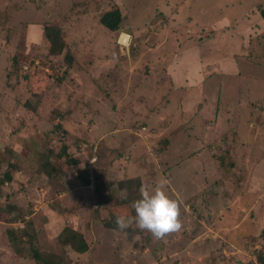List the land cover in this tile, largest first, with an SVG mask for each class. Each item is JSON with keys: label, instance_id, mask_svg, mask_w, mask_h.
<instances>
[{"label": "rangeland", "instance_id": "obj_1", "mask_svg": "<svg viewBox=\"0 0 264 264\" xmlns=\"http://www.w3.org/2000/svg\"><path fill=\"white\" fill-rule=\"evenodd\" d=\"M252 2L264 0H0V173L15 163L0 177V264H42L33 246L59 264H262L264 19L243 16ZM114 5L122 33L99 21ZM137 177L170 181L180 231L107 225L135 217L142 184L123 203L119 182ZM65 227L88 249L63 243Z\"/></svg>", "mask_w": 264, "mask_h": 264}, {"label": "trees", "instance_id": "obj_2", "mask_svg": "<svg viewBox=\"0 0 264 264\" xmlns=\"http://www.w3.org/2000/svg\"><path fill=\"white\" fill-rule=\"evenodd\" d=\"M81 5V3H80ZM259 10L261 15L264 19V2L260 3ZM163 15V14H161ZM100 23L103 24L105 27H107L109 30L114 32H124L123 30V23H124V15L122 13V10L119 6L114 5L111 8L107 9L106 11L102 12L99 19ZM129 32V31H128ZM128 34V33H127ZM44 36L49 44V50L53 54H60L63 52L64 48L66 47V42L62 35V30L60 28V25L57 23H50L44 26ZM119 42L115 43V47H119ZM67 58L70 59L69 63L73 62V56L67 55ZM59 155L57 157H64L68 164L75 165L78 164L79 160L71 156L65 147L62 148L61 153H58ZM10 167H15L14 162H9L7 170L1 174L0 177L2 178V181H12L13 174L12 172L14 169H10ZM87 171V169H86ZM99 179V175L96 176V180ZM85 181L90 182L88 180L87 175L85 176ZM142 184L141 178H132V179H124L119 182L120 188H126L129 192V195H127V199L121 197V202L123 203H131L133 193L137 190V188ZM99 190V189H98ZM135 196V195H134ZM136 197V196H135ZM138 198V197H137ZM108 226L116 228L115 219L113 221H107L106 222ZM32 223L31 221H26V225L21 228L20 233L23 236H28V239L30 242H32V238L34 237V234L31 230ZM67 237H70L67 239ZM60 239L65 244H70L73 249L76 251L82 253L83 251L88 249V243L85 240V237L83 233L74 230L70 227H65L61 234ZM34 248V254H36V259L42 262V264H59L57 260L52 259H45L44 257L39 256V249L35 246ZM260 260L262 264H264V252L260 253Z\"/></svg>", "mask_w": 264, "mask_h": 264}, {"label": "clouds", "instance_id": "obj_3", "mask_svg": "<svg viewBox=\"0 0 264 264\" xmlns=\"http://www.w3.org/2000/svg\"><path fill=\"white\" fill-rule=\"evenodd\" d=\"M170 184L167 178L159 179L156 184L149 186L142 184L139 188L140 198L133 202L135 217L117 216L116 228L125 231L135 226L141 231H148L157 240L181 230L183 224L180 219V205L178 196L173 198L166 188ZM127 199V194L122 193Z\"/></svg>", "mask_w": 264, "mask_h": 264}, {"label": "crops", "instance_id": "obj_4", "mask_svg": "<svg viewBox=\"0 0 264 264\" xmlns=\"http://www.w3.org/2000/svg\"><path fill=\"white\" fill-rule=\"evenodd\" d=\"M255 3H253L252 2V4H251V6L248 8V12H245L244 13V15L243 16H247V18H251L253 15H261V13H260V10L258 9L259 8V3H258V5H256L255 7ZM173 10H175V9H173ZM178 13H179V15H180V12L178 11ZM175 15H176V12L174 13ZM173 14V15H174ZM256 19V18H255ZM168 21V20H167ZM236 21H237V19H236ZM236 21H235V24H236ZM262 22H264V20H262ZM225 24H227V25H225L222 29H227V27L229 26V27H231L232 28V30H234V28H237V27H235L234 25H232V24H230V23H228V22H226ZM237 26V25H236ZM235 31V30H234ZM254 30L252 29V32H253ZM252 32H250V33H252ZM250 35V34H249ZM209 38V37H208ZM216 37H214V39H215ZM219 38V37H218ZM235 38V37H234ZM27 40H33L32 39V37H29V36H27ZM223 40H226V41H228L229 43H232L229 47L230 48H232V47H234L235 45H237L238 43H240V42H242L243 40V42L241 43V45L242 44H245L246 46L247 45H251V43L249 42L250 41V38H248L247 37V40L246 39H244L243 37H242V39L241 40H239V41H236V42H234V39L232 38V36L231 37H225V39H223ZM29 42V41H28ZM31 42V41H30ZM200 42V41H199ZM229 48V49H230ZM241 48V47H240ZM248 48V47H247ZM229 49L227 50V51H225V52H221V53H217V56L218 55H225L226 53H228V52H230L229 51ZM250 50V49H249ZM230 55H231V53H229V55L227 56V58H229L230 57ZM223 60H225V59H223ZM233 60H235V62H237L236 63V66H237V70H238V68H239V70H240V65H239V63H238V61H237V59H234L233 58ZM201 60H200V56L198 57V64H197V67H196V70H198V69H203L205 66H207V65H205L204 63L205 62H200ZM207 64H209V63H207ZM219 64V63H218ZM238 64V65H237ZM221 66H223L222 64L219 66L220 68H222ZM228 68H231V67H229L228 66ZM223 69V68H222ZM223 72H228L226 69H223L222 70ZM201 78L203 79L204 78V76L201 74Z\"/></svg>", "mask_w": 264, "mask_h": 264}, {"label": "built area", "instance_id": "obj_5", "mask_svg": "<svg viewBox=\"0 0 264 264\" xmlns=\"http://www.w3.org/2000/svg\"><path fill=\"white\" fill-rule=\"evenodd\" d=\"M122 45H124L123 43H121Z\"/></svg>", "mask_w": 264, "mask_h": 264}]
</instances>
